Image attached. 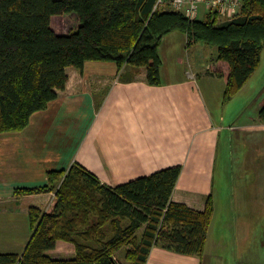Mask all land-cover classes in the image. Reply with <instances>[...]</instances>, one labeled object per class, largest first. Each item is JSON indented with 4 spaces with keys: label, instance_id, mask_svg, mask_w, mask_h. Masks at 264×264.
<instances>
[{
    "label": "crops",
    "instance_id": "obj_1",
    "mask_svg": "<svg viewBox=\"0 0 264 264\" xmlns=\"http://www.w3.org/2000/svg\"><path fill=\"white\" fill-rule=\"evenodd\" d=\"M170 33L180 48L197 45L184 32ZM168 35L157 50L160 85H149L144 70L128 64L121 69L112 61L69 66L65 88L45 109L32 114L24 129L0 133V253H23L32 235L29 208L44 211L55 195L16 196L14 190L43 186L47 171L73 162L113 187L180 165L172 201L202 211L212 198L203 256L156 245L146 264H214L264 238V123L258 119L264 95L234 113L220 109L250 91L256 69L225 100L224 77L210 71L216 55L187 69L179 56L170 55ZM245 140L251 156L234 158L233 143ZM55 247L49 253L61 248L67 250L61 258L74 255L70 243L58 240Z\"/></svg>",
    "mask_w": 264,
    "mask_h": 264
},
{
    "label": "trees",
    "instance_id": "obj_2",
    "mask_svg": "<svg viewBox=\"0 0 264 264\" xmlns=\"http://www.w3.org/2000/svg\"><path fill=\"white\" fill-rule=\"evenodd\" d=\"M239 13L218 22L217 11L189 19L157 0H0V133L24 129L66 86V68L86 61H112L143 69L149 85H160L157 50L163 36L184 32L189 43L216 46L210 71L225 79L224 99L243 87L257 68L264 46V0H241ZM75 14L67 34L52 18ZM264 123V103L258 110ZM180 165L109 186L78 162L47 171V183L16 188L26 195L54 191L46 210L29 208L32 235L21 255L0 253V264H119L121 248L129 264H146L153 246L203 256L213 213L212 198L202 211L172 201ZM70 243L74 255L52 258L56 241Z\"/></svg>",
    "mask_w": 264,
    "mask_h": 264
},
{
    "label": "rangeland",
    "instance_id": "obj_3",
    "mask_svg": "<svg viewBox=\"0 0 264 264\" xmlns=\"http://www.w3.org/2000/svg\"><path fill=\"white\" fill-rule=\"evenodd\" d=\"M212 12V11H210ZM208 12L202 11L199 13L198 18H204ZM217 21L223 22L224 17L217 15ZM223 18V19H222ZM52 23L54 28L58 31L60 34H67L72 29H75L78 25V19L75 14H64L60 16H54L52 18ZM173 32L180 33L179 30H173ZM170 33V32H169ZM167 33L166 35H168ZM173 33H170L168 35V41L170 46V55L179 56L182 62V66L187 68L188 66H196L199 63H206L210 57L215 56L217 54L216 46L204 43L202 41L197 42L195 46H192L188 48V46L183 43L182 47L180 48L179 44L175 42L174 39L171 40V38H174ZM165 35V36H166ZM172 36V37H171ZM180 52V53H179ZM259 65L256 68V71L251 77L250 81L251 85L249 88L250 91H245L244 95H242L241 100L232 99L230 102L223 103L220 107L221 110H228V113H234L235 110L238 108L245 109L250 104H252L256 99L262 100V95H264V46L261 51L260 61ZM189 63V64H188ZM188 69V68H187ZM215 92H219L218 88L215 89ZM258 96L261 98L259 99ZM233 149V157L237 158L241 155L245 156L247 158L248 156H251L252 152V146L250 147L249 141H244L239 143H233L232 145ZM254 156H256V153H254ZM249 168V166H247ZM247 172H251L248 170ZM241 247H239V250L236 249L235 255L231 253L225 261L223 262H213L214 264H264V238L259 237L257 242L255 241L253 244H251L248 248L241 250ZM56 248V247H55ZM130 248V246H126L121 248V250L116 253V258L119 264H129V262L125 259V254L127 250ZM249 252V253H246ZM49 255L56 254L58 257H63V255H67L66 249L57 248L54 252H47ZM249 254V255H248ZM55 257V258H58ZM72 257V256H71Z\"/></svg>",
    "mask_w": 264,
    "mask_h": 264
},
{
    "label": "built area",
    "instance_id": "obj_4",
    "mask_svg": "<svg viewBox=\"0 0 264 264\" xmlns=\"http://www.w3.org/2000/svg\"><path fill=\"white\" fill-rule=\"evenodd\" d=\"M169 2L171 8L189 19H196L200 12L217 11L224 17L223 22L231 21L240 11L241 0H157L163 5Z\"/></svg>",
    "mask_w": 264,
    "mask_h": 264
},
{
    "label": "bare ground",
    "instance_id": "obj_5",
    "mask_svg": "<svg viewBox=\"0 0 264 264\" xmlns=\"http://www.w3.org/2000/svg\"><path fill=\"white\" fill-rule=\"evenodd\" d=\"M223 19V18H222Z\"/></svg>",
    "mask_w": 264,
    "mask_h": 264
}]
</instances>
